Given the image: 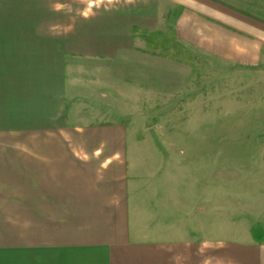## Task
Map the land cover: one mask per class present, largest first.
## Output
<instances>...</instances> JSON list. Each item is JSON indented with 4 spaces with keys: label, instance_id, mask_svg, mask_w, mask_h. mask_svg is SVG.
<instances>
[{
    "label": "crops",
    "instance_id": "obj_1",
    "mask_svg": "<svg viewBox=\"0 0 264 264\" xmlns=\"http://www.w3.org/2000/svg\"><path fill=\"white\" fill-rule=\"evenodd\" d=\"M172 16L185 47L261 60L264 23L212 0H0V264H264V169L223 238L218 188L189 200L186 162L145 133L156 90L124 64Z\"/></svg>",
    "mask_w": 264,
    "mask_h": 264
},
{
    "label": "rangeland",
    "instance_id": "obj_2",
    "mask_svg": "<svg viewBox=\"0 0 264 264\" xmlns=\"http://www.w3.org/2000/svg\"><path fill=\"white\" fill-rule=\"evenodd\" d=\"M223 1L264 19V0ZM171 19L170 30L159 32L155 45L133 64H124L123 71L131 72L140 86L156 90L154 96H141L145 133L156 139L168 160L186 162L189 200H197V184L203 185L204 201L210 199L213 184L214 192L218 188L224 211L220 237L232 239L248 226L242 218L243 198L261 195L259 185L245 186L244 180L249 167L264 169V46L259 62L225 61L185 47Z\"/></svg>",
    "mask_w": 264,
    "mask_h": 264
},
{
    "label": "trees",
    "instance_id": "obj_3",
    "mask_svg": "<svg viewBox=\"0 0 264 264\" xmlns=\"http://www.w3.org/2000/svg\"><path fill=\"white\" fill-rule=\"evenodd\" d=\"M212 1L217 2V3L221 4V5L226 6V7H229V8H231V9L237 11V12H240V13H242L244 15H247V16H249V17H251V18H253V19H255V20L259 21V22L264 23V19L259 18L258 16H255V15H252V14L244 11L243 9L237 8V7H235V6L231 5V4H228V3L224 2L223 0H212ZM255 236H256L257 239H261V230L256 231L255 232Z\"/></svg>",
    "mask_w": 264,
    "mask_h": 264
}]
</instances>
